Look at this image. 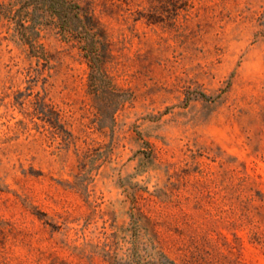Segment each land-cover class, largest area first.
I'll return each instance as SVG.
<instances>
[{
    "label": "rangeland",
    "instance_id": "1",
    "mask_svg": "<svg viewBox=\"0 0 264 264\" xmlns=\"http://www.w3.org/2000/svg\"><path fill=\"white\" fill-rule=\"evenodd\" d=\"M92 2L106 126L79 49L0 15V264H264V0Z\"/></svg>",
    "mask_w": 264,
    "mask_h": 264
},
{
    "label": "trees",
    "instance_id": "2",
    "mask_svg": "<svg viewBox=\"0 0 264 264\" xmlns=\"http://www.w3.org/2000/svg\"><path fill=\"white\" fill-rule=\"evenodd\" d=\"M0 15L15 24L18 38L47 62L42 45L38 42L39 30L44 23H52L61 39L76 47L85 58L88 68L89 92L95 100L98 123L106 126V120L123 105L125 98L107 70L112 58L111 43L105 27L94 13L92 0H7L0 2ZM42 118L51 126L61 128L57 116L51 110H42Z\"/></svg>",
    "mask_w": 264,
    "mask_h": 264
}]
</instances>
